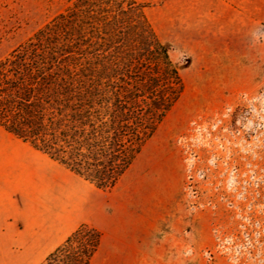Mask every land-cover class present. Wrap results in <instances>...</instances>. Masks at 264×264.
<instances>
[{
    "label": "trees",
    "instance_id": "trees-1",
    "mask_svg": "<svg viewBox=\"0 0 264 264\" xmlns=\"http://www.w3.org/2000/svg\"><path fill=\"white\" fill-rule=\"evenodd\" d=\"M137 0H73L0 59V127L111 190L184 90ZM81 224L40 264H91Z\"/></svg>",
    "mask_w": 264,
    "mask_h": 264
},
{
    "label": "rangeland",
    "instance_id": "rangeland-1",
    "mask_svg": "<svg viewBox=\"0 0 264 264\" xmlns=\"http://www.w3.org/2000/svg\"><path fill=\"white\" fill-rule=\"evenodd\" d=\"M71 1L0 0V59ZM137 1L184 84L149 142L169 136L181 158L176 202L203 235L192 261L264 264V0ZM241 70L246 93L226 99Z\"/></svg>",
    "mask_w": 264,
    "mask_h": 264
},
{
    "label": "crops",
    "instance_id": "crops-1",
    "mask_svg": "<svg viewBox=\"0 0 264 264\" xmlns=\"http://www.w3.org/2000/svg\"><path fill=\"white\" fill-rule=\"evenodd\" d=\"M242 74L222 96L246 93ZM247 82L255 92L258 81ZM174 147L169 136L148 139L104 192L0 127V264H38L81 224L101 234L98 264H195L202 228L176 202L183 167Z\"/></svg>",
    "mask_w": 264,
    "mask_h": 264
}]
</instances>
